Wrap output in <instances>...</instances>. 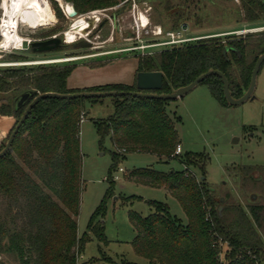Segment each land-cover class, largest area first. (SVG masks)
Listing matches in <instances>:
<instances>
[{
	"label": "trees",
	"instance_id": "16d2710c",
	"mask_svg": "<svg viewBox=\"0 0 264 264\" xmlns=\"http://www.w3.org/2000/svg\"><path fill=\"white\" fill-rule=\"evenodd\" d=\"M123 1L131 3V0H65L77 14L113 7ZM158 1L163 5L162 18L172 23V30H179L180 21L184 23L188 17H193L196 25L202 24V16L190 8L194 2L214 5L217 0H181L175 7L171 0ZM219 1L226 3L222 15L227 21L234 15L237 24H248L250 28L264 26L263 0H239V4L236 0ZM52 4L55 15L64 17L58 2ZM160 21L165 24V20ZM21 51L33 54L31 49ZM263 53L264 29L203 37L139 56L136 74L161 71L163 87L156 93L169 94L216 69L227 77L232 96L240 98L249 88L253 68ZM15 56L10 54L5 59L27 58L24 54ZM75 68V65L49 64L1 69L0 93L8 96L0 100V115L15 116L16 125L33 99L16 110L15 99L25 91L37 96L46 92L138 90L136 78L132 84L69 88L68 78ZM202 83L208 85L222 106H230L218 75L209 76ZM98 99H41L20 127L10 151L0 157V201L5 203L0 214V255L14 254L18 264L113 263L104 254L93 259L80 260V257L93 238L99 246L109 243L103 219L106 200L114 192L112 172L119 169L120 162L129 154L138 152L154 154L160 161L178 159L183 164V169L169 171L135 167L123 170V178L165 188L178 200L187 217L183 223L171 213L166 202L158 200L148 201L152 208L148 215L129 212L135 230L132 247L146 259L144 264H264V165H229L226 177L218 184L211 183L207 178L209 156L205 152L176 154L181 144L177 124L182 119L168 109L173 99L113 97L114 112L96 120L100 144L106 137L113 143L107 178L110 185L86 230L80 234L77 222L83 184L80 128L88 113L87 102ZM138 198L141 197H124L127 202ZM0 264L6 263L0 260Z\"/></svg>",
	"mask_w": 264,
	"mask_h": 264
},
{
	"label": "rangeland",
	"instance_id": "374dc122",
	"mask_svg": "<svg viewBox=\"0 0 264 264\" xmlns=\"http://www.w3.org/2000/svg\"><path fill=\"white\" fill-rule=\"evenodd\" d=\"M171 1L174 7L181 2V0ZM53 2L55 1L49 0V5ZM60 2L64 5L66 3L65 0H60ZM134 2L137 5L136 9H133ZM236 2L239 4L240 1L236 0ZM225 6L226 3L219 0L214 5L205 1L194 2L190 8L202 16L203 22L196 25L193 17L185 18L186 22L184 23L180 21L178 29L180 28L182 37L224 36L231 33L240 34L238 33L240 31L246 34L264 29V26L250 28L248 24H237L234 15L227 21L222 15ZM119 10L122 12L116 14ZM1 11L0 9V17ZM52 11L55 12L54 9ZM96 11L95 16L86 19L88 22L91 19L95 20L87 30L89 34L86 37L78 36L72 42L64 41L63 47L59 50L51 53L32 54L19 49L0 48V64L14 63L12 65H0V70L49 64L75 65L76 68L70 75L69 86L71 88L85 89L119 82L132 84L135 79L134 67H136L138 57L163 47L156 46L142 50L123 51L125 48L135 47L142 43L138 39L136 19L141 14L147 16L150 33L144 35L143 40L148 43L164 40L166 38L165 33L172 30V23L166 18H162L163 5H160L158 0H131L130 4L123 1L116 6ZM77 17V15L75 17L65 15L64 17H57L55 15L56 21L36 28L20 21L18 33L32 41L47 34H62L74 23V19ZM160 19L165 20V24H162ZM158 26L163 30L161 35L154 33ZM60 37L65 40L63 34ZM10 54L16 56L24 54L27 58L5 59ZM68 58L77 59L48 62ZM25 62L38 63L21 64ZM7 96V94L0 93V100L6 99ZM168 109L171 112L175 111L182 119V122L177 124L181 139V152L203 151L209 156L207 178L211 183L218 184L221 182L226 177L225 169L229 165H264V64L257 76L254 98L241 105L222 106L212 96L208 85L201 83L182 98L172 100ZM87 111V116L82 121L80 128L83 182L80 214L77 218L80 234L86 230L91 215L101 204L110 185L107 178L112 166L113 143L110 137H106L104 143L100 144L96 120L106 118L114 112V99L108 96L97 101H88ZM1 116L3 115H0V147L5 146L17 120L13 115H7L5 118H1ZM147 166L162 171L184 168L178 159L160 161L154 154L134 152L120 162L119 169L123 168L125 171L135 167ZM119 169L112 172L113 179L115 176H118V179H115L113 194L106 200V213L103 219L105 234L109 243L107 245L101 244L100 247L97 239L93 238L87 244L80 260L98 258L104 254L113 261L110 264H123L122 261L146 263V259L137 255L132 247L135 230L129 219V212L133 210L142 215H148L152 211L149 200L166 202L174 216L183 223L187 222L186 214L180 203L165 188H155L127 181ZM195 171L199 173L198 170ZM131 195L141 198L127 202L124 197ZM4 210L5 203L0 201V214ZM0 260L6 264H18L14 254H2Z\"/></svg>",
	"mask_w": 264,
	"mask_h": 264
},
{
	"label": "water",
	"instance_id": "95a60500",
	"mask_svg": "<svg viewBox=\"0 0 264 264\" xmlns=\"http://www.w3.org/2000/svg\"><path fill=\"white\" fill-rule=\"evenodd\" d=\"M71 7V10L68 11V14L70 16H75L77 14V11L75 10L74 6L71 4H68ZM122 10H119L116 14L121 13ZM114 14V15H116ZM95 22L94 19L90 20V26ZM62 34H55L47 39H41V40H34L29 41L28 39H25L22 44V48L24 50L31 49L33 54H44V53H51L55 51L56 49L63 46L64 40L62 37H60ZM264 64V53L259 56L257 59L255 66L252 71L251 75V82L249 85V88L247 91L240 97V98H234L230 91V84L223 72L220 70H209L200 76H198L194 81H192L190 84L180 87L177 90H175L172 93L169 94H158L156 91H159L163 87V73L161 71H140L137 72L136 75V87L137 91H100V92H75V93H68V94H60L56 92H46L41 93L36 96V94L32 91H25L22 94H20L14 102L15 109L18 110L25 106L32 98V101L27 105L23 115L21 116L20 120L15 125V128L11 132L5 146L0 151V157L6 155L10 149L11 145L14 141L15 136L17 135L20 127L23 125V123L26 121L29 113L31 112L32 108L43 98L47 97H53V98H102V97H117V96H124V95H131L135 97H147V98H161V99H178L182 98L184 95L189 93L191 90H193L197 85L201 84L207 77L212 75H218L223 82V91L225 98L227 102L232 106H238L243 104L249 99L254 98V91L256 88L257 83V76L258 73Z\"/></svg>",
	"mask_w": 264,
	"mask_h": 264
},
{
	"label": "bare ground",
	"instance_id": "6f19581e",
	"mask_svg": "<svg viewBox=\"0 0 264 264\" xmlns=\"http://www.w3.org/2000/svg\"><path fill=\"white\" fill-rule=\"evenodd\" d=\"M66 8L68 11L71 10V7L69 5H67ZM14 9L16 10V13H18L19 16L18 20H21L22 22L26 23L32 28H36L38 26H44L56 21L55 15L53 14L51 7L46 0H16ZM14 23L15 22L12 21L7 25V28L4 29L3 32L4 39L2 46H4L5 48L11 46L22 47L24 38L17 32L16 28L14 27L15 26ZM89 27H90V22L84 19V17L78 16L77 18L74 19V23L65 30L67 41L72 42L79 35H82V33L84 34L87 33ZM72 59H77V58L50 60L48 62L61 61V60L72 61ZM31 63L34 64L38 62H25L21 64H31ZM9 64L12 65L14 63H2L0 65H9Z\"/></svg>",
	"mask_w": 264,
	"mask_h": 264
},
{
	"label": "built area",
	"instance_id": "2783aa9c",
	"mask_svg": "<svg viewBox=\"0 0 264 264\" xmlns=\"http://www.w3.org/2000/svg\"><path fill=\"white\" fill-rule=\"evenodd\" d=\"M15 1L16 0H1V2H0V9L2 10L1 11V17H0V48H3V49L13 48V49L24 50L22 47L11 46V47L5 48L4 46H2L3 39H4L3 32H4V29L7 28V25L9 23L14 21L15 22L14 23L15 24L14 27L16 28V30L18 32L19 22L21 20H18V18H19L18 13H16V10L14 9L15 8ZM46 1H47V3H49V0H46ZM54 1H58L59 2V5H60V7H61V9L63 11V14L65 16L72 17V16H70L68 14V11H67V8H66L68 3H65V5H64V4H62L60 2V0H54ZM50 7H52V4H50ZM136 7H137V5L134 2L133 3V9H136ZM52 9H53V7H52ZM96 13H97V11L93 10V11H90V12H88L86 14H81V15L80 14H76V15L77 16H82V17H84V19H90L92 16H95ZM53 14L55 15V12ZM138 19H139V22H137ZM148 25H149V20H148L147 16H145L144 14L139 15V17L136 19V30H137V34H138V39L142 43L140 45H138V46H135V47L132 46V47L125 48L123 51H132V50H135V49H141L142 50V49H147L149 47H156V46L157 47H160V46H173V45L181 44V43L188 42V41H191V40H195L196 38H198V37H187V38L186 37H182L181 30H171V31H167L165 33L166 38L164 40H161V41L155 42V43H148V42H145L143 40V36L144 35H148L150 33V31L148 30L149 29ZM154 33L156 35H161V34H163V30H162V28L160 26H158ZM238 33H241V31L238 32ZM62 34L65 37L64 41H67L66 31H64ZM88 34H89V32L85 33L83 35H79V37H86ZM25 39H28L29 41H32L29 38H24V40ZM67 42H69V41H67ZM179 153H181L180 146H178L177 149H176V154H179ZM119 171L123 172V168H120ZM115 179L117 180L118 176H115Z\"/></svg>",
	"mask_w": 264,
	"mask_h": 264
},
{
	"label": "crops",
	"instance_id": "0c3cea01",
	"mask_svg": "<svg viewBox=\"0 0 264 264\" xmlns=\"http://www.w3.org/2000/svg\"><path fill=\"white\" fill-rule=\"evenodd\" d=\"M244 29V28H243ZM246 29V28H245ZM137 61V60H136ZM136 70H137V62H136V67H134V73H135V78H136ZM135 80V79H134ZM69 81H70V77L68 78V87L69 88H71L70 86H69ZM1 118H5V116H1ZM8 118V117H7ZM8 119H10V117L8 118Z\"/></svg>",
	"mask_w": 264,
	"mask_h": 264
}]
</instances>
